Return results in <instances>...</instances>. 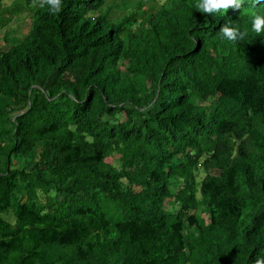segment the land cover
<instances>
[{
    "label": "trees",
    "instance_id": "obj_1",
    "mask_svg": "<svg viewBox=\"0 0 264 264\" xmlns=\"http://www.w3.org/2000/svg\"><path fill=\"white\" fill-rule=\"evenodd\" d=\"M3 1L31 23L0 51V264L264 259V3Z\"/></svg>",
    "mask_w": 264,
    "mask_h": 264
},
{
    "label": "clouds",
    "instance_id": "obj_2",
    "mask_svg": "<svg viewBox=\"0 0 264 264\" xmlns=\"http://www.w3.org/2000/svg\"><path fill=\"white\" fill-rule=\"evenodd\" d=\"M245 3V0H197L193 5L202 13H225L229 6L240 8ZM254 4L264 3V0H253ZM41 7H47L52 14H58L63 7L62 0H43ZM251 17V30L256 34L264 32V15L260 14L253 8H250L247 13ZM221 38L228 42L235 43L243 39L246 31L242 32L238 25L224 24L220 29ZM256 264H264V259H258Z\"/></svg>",
    "mask_w": 264,
    "mask_h": 264
},
{
    "label": "rangeland",
    "instance_id": "obj_3",
    "mask_svg": "<svg viewBox=\"0 0 264 264\" xmlns=\"http://www.w3.org/2000/svg\"><path fill=\"white\" fill-rule=\"evenodd\" d=\"M11 1L12 0H4L3 4L9 6ZM122 1H123V4L120 3ZM124 1L125 0H117L115 2L113 12L115 13L116 17H120L122 15H127L130 13V10H128V8L125 10ZM147 1H149L150 4H153L155 6L167 5V3L169 2V0H147ZM142 8L145 9L146 6L143 4ZM9 19L10 20L6 22L4 26L0 27V51L8 48L9 45L8 43H6L7 38L8 39H19L23 35L27 34L30 29L31 17H30V10L28 9L20 10V12L16 15L10 14ZM107 160L110 163H113L115 165L118 164L117 155L111 156L110 158H107ZM210 172L213 174L218 173L217 170H213V169H211ZM204 175H205V172L201 169L199 171V178H202ZM40 200L41 201L44 200L43 195H40Z\"/></svg>",
    "mask_w": 264,
    "mask_h": 264
}]
</instances>
